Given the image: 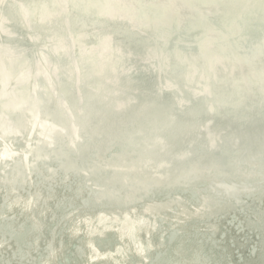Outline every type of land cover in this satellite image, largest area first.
Listing matches in <instances>:
<instances>
[{
	"label": "water",
	"instance_id": "water-1",
	"mask_svg": "<svg viewBox=\"0 0 264 264\" xmlns=\"http://www.w3.org/2000/svg\"><path fill=\"white\" fill-rule=\"evenodd\" d=\"M94 1L89 0L95 5L89 7L88 17L81 15L85 20L94 18L92 23H88L90 35L84 39H80L83 32L77 31L78 29L66 20L57 35L30 36L29 33L34 31L32 28L21 29L22 24L27 26L30 23V20L21 16V10L10 14L16 17L0 16V67L1 72L4 71V74H0V172L1 184L4 178L6 184L12 187L13 195H9L7 186L1 187L0 209L6 204L20 203L15 199L18 194L23 193L19 182L25 177H28V182L33 180L39 172L38 166L47 157L44 142L34 141L27 148L28 153H20L9 144L8 140L15 137L18 128L27 126L28 132L35 124L41 129L51 131L53 136L68 131L65 135L68 147L59 149L55 144L47 145L48 152H52L54 157L57 153L58 159L53 158L51 162L59 160L62 167L67 163L73 165V156L77 155L78 151H88L90 146L98 143V139L93 141V136L89 134L81 142L78 139L77 142L72 141L74 135L61 123L62 117L59 116V111H56L57 107L51 106L48 100L50 97L60 101L58 106H61L69 117H72L74 111L82 116L86 112V102L83 100L85 95L98 97L100 94L125 91V88L130 86H138L142 97L138 100L137 97L121 92L122 100L136 107L141 103L145 104V107L153 106L154 103L156 108L152 110H156L163 119L162 122L137 133L141 143H138V149L147 150L152 155L151 160H148L152 163L150 168L158 166L155 159L160 153H165L163 155L166 159L172 150L181 152V161L171 157L167 161L164 160L165 163L161 166L168 169L175 162L182 164V158L188 151L195 154L199 150L198 147L192 148L194 145L203 144L200 150L205 159L199 167L203 169L196 174L209 177L216 174L215 176L222 177L223 181L230 184L236 182V179L230 180L232 177L224 176L225 171L221 168L226 166V172L240 169L243 159L239 158L234 149V146L238 145L250 150L254 157L257 156L249 171L260 172L261 181L256 182L263 185L264 95L261 90H264V0ZM68 2L74 1L64 0L62 3L67 5ZM55 16L57 22L64 17L67 19L68 15L57 9ZM191 41H195L198 48L187 49L185 43ZM15 54L18 55L17 58ZM209 54L214 55L211 59L212 69L209 68ZM190 63L191 67L194 64L197 69L193 76L188 73L187 67ZM37 87L41 88L38 89L39 96H36ZM20 97H25V100L29 98L30 106L37 104V109L42 113L49 111L53 125L42 121L35 122L29 114L16 109L15 104L23 101ZM94 117L100 119L96 115ZM79 121L73 119L74 124ZM131 122L136 125L134 120ZM124 124L125 120L120 118L115 122V128L121 130ZM79 131L75 138L82 132H88V129L81 125ZM136 131L130 132L131 135ZM192 135L202 144L193 142L186 145L184 140ZM213 139L217 141V147L212 146ZM42 140L45 141V138ZM213 148L216 149L215 153L211 151ZM113 152L109 154L105 151L102 156L106 154V157H111ZM211 153L215 162L208 166L205 161ZM144 154L146 155V152ZM144 154L137 153L140 165L146 163L139 159L145 158ZM17 159L16 164L10 165ZM185 162L192 163L193 158ZM112 168L111 166L110 169L100 170L98 177L110 180L115 172ZM144 168L148 169L147 166ZM191 170L193 169L188 167L179 172L185 171L189 174ZM30 173L33 175L30 176ZM148 173L152 175L153 171ZM98 182L104 183L103 180ZM182 182L183 180L177 187H180ZM212 182L210 183L213 187L218 188L217 183L214 180ZM251 184L254 183L249 177L242 181L243 186L251 187ZM146 185V179H141L136 184L129 181L125 184L114 183L107 190L112 191L106 195L110 197L119 193L129 196L133 201L121 210L117 207L109 209L107 205H103L104 212H100V215L87 214L83 220L74 221V224L79 223V232L87 239L80 261L75 256V245H70L71 232H68L69 235L60 237L65 240L66 247L61 246L60 241L52 243L53 249L48 253V258L44 257V264H64V259L59 257L66 254V258L70 247L71 259L77 262L73 261L74 264H264V252L258 254L260 263L257 259L249 262L246 256L239 259L237 251L234 250L235 245L226 238L227 236L220 235L221 229L218 230V227L226 222L215 226V221L205 220L204 223L211 224L216 232L211 230L212 227L207 230L208 228L202 226L201 220L205 217L204 210L200 212L201 217L195 220V215L191 214L193 211H200V208L192 209L185 201L179 200V195L175 193L173 200L178 201L177 207L182 211L180 219H177L182 232L175 233L172 238L167 233L163 234L158 225L159 215L163 212L171 215L170 213L178 209L175 206L169 207V202L165 203V197L169 195L166 192L168 186L151 189L152 186ZM159 188L161 193L157 191ZM232 188L236 189L242 200L243 193L240 192L239 185ZM70 192L74 193L76 189L71 186L64 190L67 195ZM227 196L228 194L223 195V200L232 202V197L226 198ZM43 197H53L52 191H46ZM104 201L109 202L105 199ZM187 201L192 203L189 198ZM143 202L145 205L142 211H135L136 206H139L136 204ZM64 205L65 202H54V209L61 212ZM263 205L264 202L261 206ZM34 208L31 206L30 209L34 215H25V226L28 225L30 231L20 237L28 238L31 235L32 240L34 236L46 237L50 242L51 235L35 220L40 221L35 212L42 216L43 207L37 210ZM215 208L210 210V215L217 214L218 208ZM115 209L122 212H115ZM258 216L264 217V209ZM252 218L249 226L253 223V229L260 232V225L259 228L256 226L257 216L252 214ZM172 224L168 223V226ZM93 229L99 231L97 237L101 239L100 244L108 243L106 247H98V241L89 242L87 231ZM122 230L124 236L120 234ZM246 231L245 234L251 241L254 232L248 227ZM244 239L241 241L244 242ZM157 249H162L163 252L155 258Z\"/></svg>",
	"mask_w": 264,
	"mask_h": 264
},
{
	"label": "bare ground",
	"instance_id": "bare-ground-1",
	"mask_svg": "<svg viewBox=\"0 0 264 264\" xmlns=\"http://www.w3.org/2000/svg\"><path fill=\"white\" fill-rule=\"evenodd\" d=\"M63 1L64 0H0V16L5 18L6 16L4 15L16 17V15L14 16L10 14L21 10V16L23 15L25 20H30L29 25L26 24L27 26H25L22 24L21 29L32 28L34 31L29 33L30 36L57 35L60 32L59 29L63 28V25H65L64 22L66 20L67 22L69 21L70 24H73L76 29H78L77 31L83 32L80 39H84L86 36L90 35L88 32V29L90 28L88 23H92L94 18L85 20L81 18V15H86V17H88L89 7L95 4L90 3L89 0H73L74 2H68L67 5H63ZM93 2L95 1L93 0ZM57 9L65 12L66 16L68 15L66 17L67 19L63 16V20L56 22L55 15L57 14ZM28 15L30 18H28ZM185 45V47L189 50L198 48V44L195 41L187 42ZM1 53L2 50H0V54ZM208 56L210 57L209 68L212 69L211 65L213 62L211 59L214 55L209 54ZM15 57L17 58L18 55L15 54ZM194 67H196L194 64L191 67V63L190 66L187 67L189 70L188 73L191 76H193V72H196L197 70ZM0 68V74H4V71L1 72L2 67ZM38 89L41 88L37 87L36 96L40 95ZM140 91L141 89L138 86H130L125 88V91L118 90L117 92L119 93L111 92L106 95L100 94L98 97L87 94L83 98L86 102V112L81 116L77 113V111H74L72 117H69L67 113L61 109V106H58L60 101H58L57 98L50 97V99H48L51 106L57 107L56 111H59V116L62 117L61 123H63L66 129L71 131L74 136L79 135V128L81 125H85L88 129L89 133L82 132V134L76 138L72 136V141L77 142L78 139L81 142L88 136V134L91 137L93 136V141L98 139V143L94 146H90V150L85 151L82 149L80 150L81 152L78 151V156H73L75 159V163L73 165H69L70 163H67L62 167L59 160L56 162L53 160L54 162H51L53 158L58 159L57 153L56 157H54L52 152L49 153L47 150L48 144H55L59 149L68 147L69 144L67 138L65 137L66 132L68 131H62L60 134L53 136L51 131L41 129L39 125L33 124L32 128L28 131L29 133L27 132V126H21L18 128L15 137L8 140L9 144H11L20 153L27 152V148L34 141H38V143L44 142L47 157L45 161L38 166L39 172L35 175V177H33V180L28 182V180H26L28 177H25L19 182L20 189L23 193L18 194L15 199L20 203L17 205H8L5 202L6 206H3L0 209V264H44L46 261L44 257L48 258L50 256L48 253H50V250L53 249L52 243L60 241L61 246L64 245V247H66L65 240L60 237L65 234L69 235L68 232H71L70 245H75V250H77V252H75V256L77 257V260L80 261V258L85 252L83 246L85 245L87 239L83 234H80L77 227L79 223L76 222V224H74V221L76 219L83 220L84 216L87 214H90L91 216L96 214L100 215V212H104V209H102L104 207L103 205H107L106 207H109V209L117 207V209L121 210L122 207H125L129 202H132L133 199L119 193H114L109 197V195L106 194H110L112 189L109 191L107 190L117 182L125 184L129 181L130 183L136 184V182L141 179H146V183L148 184L146 186H152L151 189L163 186H166L163 188H167L168 186L169 189L166 192H168L169 195L165 197V203L169 202V207L175 206L178 209L174 210V213H170L171 215H169L168 212H163L159 215L158 225L163 234L167 233L170 238H172L175 233L182 232V227L179 224V220H177L180 219L182 211L180 207H177L178 201L173 200L176 197L175 194H177L179 195V200L185 201V203H187L188 206H191L192 209L200 208V211H193L194 213L191 214V216L195 215V220L201 217L200 212L204 210L205 217L201 220L202 226H205L206 229L208 228L207 230H209V227H212V225L204 223L206 222L205 220L215 221V226H219L220 222H226L224 225L219 226L218 230L221 229L220 235L224 237L227 236L226 238H229V241L235 245L234 250L237 251L239 259H243L244 256H246L249 262H253L257 259L258 263H260L258 256L264 252V217L258 216V214L264 209V205L261 206L262 202H264V183L262 185L256 182L262 178L260 177V172L252 170L249 171L250 167L254 166L253 162L257 159V156L254 157V154H251L250 150H245L242 146H234L235 151L239 154V158L243 159L241 161L240 169L226 172V166L221 168L225 171L224 176L236 179V182L233 181L230 184L223 181L222 177L215 176V172H213L215 175H212L211 177L208 175L196 174V172L200 173L199 170L203 169L199 167L202 165L205 158L200 150L203 148V144L198 141V138L195 137V135H192L184 141L186 145H190V143L193 142L197 145L202 144L200 146L194 145L192 147L199 148L195 154L189 153L188 151L182 158V164L175 162L173 166L170 165L167 169L165 166H161V164L165 163L164 160L167 161V159L174 157L175 160L181 161V152L172 150L168 153L166 159L163 155L165 153H160L155 159L158 168H150L149 165L152 163H149L148 160H151L152 155L147 150L141 151L140 148L138 149L137 145L139 143V139L137 137V133L141 130H147L152 127V125L162 122L163 119L156 110H152L156 108L154 103L153 106L148 105L147 107H145V104L141 103L138 107H136L133 106L132 103L122 100L121 96V92H123L127 96L137 97L139 100L142 97ZM261 91L264 95V90L262 89ZM160 94H162V92ZM20 98L23 101L15 104L17 106L16 109L29 114L32 118H34L35 122L42 121L53 125L49 111L42 113L37 109V104L30 106L29 98L26 100L25 97ZM23 102H26V104H23ZM260 102L262 103L263 100ZM74 110H76V108H74ZM95 115L100 119L98 120L94 117ZM74 118L76 121L80 120L79 123L77 122V124H74ZM120 118L125 120V124L121 130L115 128V122ZM142 118H144L146 123L142 121ZM132 120L135 121L136 125L131 124ZM135 130L137 131L131 135L130 132ZM103 134L106 135L103 139L99 140L100 137L102 138ZM42 138H45V141H43ZM212 144L213 147L218 146L217 141L214 139ZM162 147L164 146L162 145ZM75 148L77 150L76 146ZM57 150L58 149H55V151ZM105 151L109 154L113 151L114 152L111 157H106V154L105 156H102V153ZM211 151L215 153L216 149L213 148ZM138 152H142L143 154L146 152V155L144 154L145 158H139L146 161V163H142V165L139 164L137 159ZM207 154L210 155V153ZM85 155L90 156L85 158ZM213 156V154L208 156L205 161L206 165L210 166L214 164L215 159ZM35 158H37V156ZM192 158V163L185 162V160L191 161ZM17 162L18 159L13 161L10 165H14ZM111 166L115 172L111 175L110 180H104L103 178L98 177L97 173L100 170L104 171L110 169ZM146 166L148 169L144 168ZM188 167L193 169L191 170V173L188 174L185 171L179 172L180 170H185ZM148 171H153V174L150 175ZM233 173L235 175H230ZM29 175L32 176L33 173H30ZM246 177H249L250 180L252 179V183L254 184H251V187L242 185V181L246 179ZM98 180H103L104 183L98 184ZM182 180L183 182L180 187H177V184ZM212 180L217 183L218 188H213V184H211L213 183ZM2 184L0 172V189L3 186H7L6 188L9 190V195H12V187L6 184V180L4 178ZM236 185H239V188H241L240 192L243 193L242 200L241 197L237 195L238 192L236 189L234 190L232 188ZM254 185L256 186L254 187ZM71 186L76 189V192H70L69 195L64 193V190H67ZM48 190L52 191L53 197L45 199L43 196ZM157 191L161 193L160 188ZM225 194H228L226 198L231 196L233 201L226 202L227 200H223V195ZM11 197H13V195ZM188 198L192 203L187 201ZM104 199L109 200V202L104 201ZM54 202L58 204L65 202V205L62 206L61 212L59 210L57 211L56 208L54 209ZM86 202L87 204H83ZM217 204L219 207H217ZM136 205L139 206H136L134 210L138 212L143 208L145 203L143 202ZM31 206L35 207L34 210L43 207L44 212L42 216L35 212V215L41 222L38 219L35 220L36 222L41 223L40 226L42 229L44 228L51 235V237L49 236V238H51L50 242L47 241L46 237L41 238L39 236H34L33 240L31 235L28 238L20 237V235L26 233V231H30L28 225L25 226V224H27L25 222V215L30 216V213L31 215L33 214L30 212ZM214 207H216V210L218 208V211L217 214L212 216L209 213ZM117 209L114 211L118 212L116 211ZM251 210L253 212L252 214L257 216L256 222L258 225L256 226L259 228L260 225L259 229L262 231L260 230V232H258V230L255 229L256 233L251 237L252 240L249 241V236L245 234L247 232L246 228L248 227L251 231L255 228L253 223L250 226L248 224L253 219ZM62 215L64 216L62 217ZM166 221L167 224L171 222L173 223L168 226V229L164 226V222L166 223ZM211 230L216 232L213 227ZM233 232L238 233V235ZM87 233H89L87 236L89 242L98 241L97 246L100 248H104L108 245L107 242L101 244L99 243V240L101 239H98L97 237L99 234L97 229L89 230ZM120 234L121 236H124V230H122ZM242 238H245L244 240L248 242L244 244L245 241L242 242ZM237 239L239 242H237ZM69 250H71V247ZM69 250L67 251L68 253L66 258V254H61V257L59 258L64 259V264H74L73 261L77 263L75 259L72 261V252ZM156 252L157 253H155V255L153 252L155 258H157L163 251L162 249H157ZM151 261L153 262L154 259Z\"/></svg>",
	"mask_w": 264,
	"mask_h": 264
},
{
	"label": "rangeland",
	"instance_id": "rangeland-1",
	"mask_svg": "<svg viewBox=\"0 0 264 264\" xmlns=\"http://www.w3.org/2000/svg\"><path fill=\"white\" fill-rule=\"evenodd\" d=\"M231 179H233V178H230V180H231ZM213 188H214V187H213ZM164 224H165L164 226L166 227V229H168V224H167V221H166V223L164 222ZM252 231H253V232H254V234H255V229H252ZM254 234H253L252 236H254Z\"/></svg>",
	"mask_w": 264,
	"mask_h": 264
}]
</instances>
